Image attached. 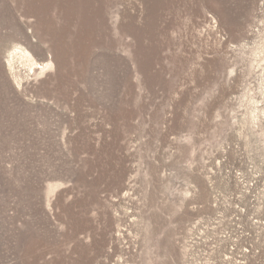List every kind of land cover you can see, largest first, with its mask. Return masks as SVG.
Segmentation results:
<instances>
[{
	"label": "rangeland",
	"instance_id": "obj_1",
	"mask_svg": "<svg viewBox=\"0 0 264 264\" xmlns=\"http://www.w3.org/2000/svg\"><path fill=\"white\" fill-rule=\"evenodd\" d=\"M0 264H264V0H0Z\"/></svg>",
	"mask_w": 264,
	"mask_h": 264
},
{
	"label": "bare ground",
	"instance_id": "obj_2",
	"mask_svg": "<svg viewBox=\"0 0 264 264\" xmlns=\"http://www.w3.org/2000/svg\"><path fill=\"white\" fill-rule=\"evenodd\" d=\"M15 51V50H14ZM22 51V50H21ZM17 52V51H16ZM15 52V53H16ZM23 52V51H22ZM14 53V52H13ZM10 54V58L11 57H15V56H13V55H15V53L14 54ZM20 53V52H19ZM17 54V53H16ZM24 54H25V56H27L26 58H30V55L27 53V52H24ZM23 53L21 54V56L22 55H24ZM18 56V55H17ZM24 56V57H25ZM23 58V57H22ZM11 59H13V58H11ZM33 60V59H32ZM26 61H27V59H26ZM32 68H31V71H32V69H38L39 70V72H42V71H44V70H50L51 68H52V63L51 62H49L48 64H45V65H43V66H40L39 64H38V66L33 62L31 65H30ZM28 68H29V66H28ZM30 69V68H29ZM31 73V72H30Z\"/></svg>",
	"mask_w": 264,
	"mask_h": 264
}]
</instances>
